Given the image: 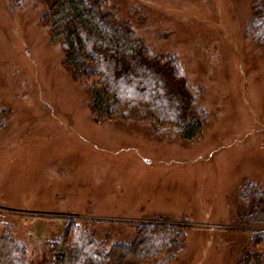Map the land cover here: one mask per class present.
<instances>
[{
	"label": "rangeland",
	"instance_id": "374dc122",
	"mask_svg": "<svg viewBox=\"0 0 264 264\" xmlns=\"http://www.w3.org/2000/svg\"><path fill=\"white\" fill-rule=\"evenodd\" d=\"M51 2L0 0V232L45 264L69 218L109 244L160 218L188 226L166 264H235L255 232L236 221L238 188L264 190V56L241 35L253 0H104L204 89L209 122L184 143L91 118L89 91L41 20Z\"/></svg>",
	"mask_w": 264,
	"mask_h": 264
},
{
	"label": "trees",
	"instance_id": "16d2710c",
	"mask_svg": "<svg viewBox=\"0 0 264 264\" xmlns=\"http://www.w3.org/2000/svg\"><path fill=\"white\" fill-rule=\"evenodd\" d=\"M104 5V0H52L41 17L51 40L61 42L63 64L90 93L91 118L147 126L157 140L198 138L209 122L201 106L204 89L188 80L176 55L152 53ZM241 35L249 52L264 56V0H253ZM238 200L237 223L255 232L235 264H264V190L244 183ZM79 222L69 218L58 237L45 243V264H166L182 251L188 228L160 218L141 221L130 242L109 244ZM0 264H32L26 244L8 227L0 232Z\"/></svg>",
	"mask_w": 264,
	"mask_h": 264
}]
</instances>
